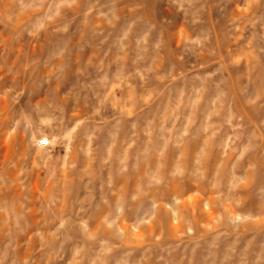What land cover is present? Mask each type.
<instances>
[{"label":"rangeland","instance_id":"1","mask_svg":"<svg viewBox=\"0 0 264 264\" xmlns=\"http://www.w3.org/2000/svg\"><path fill=\"white\" fill-rule=\"evenodd\" d=\"M0 264H264V0H0Z\"/></svg>","mask_w":264,"mask_h":264},{"label":"built area","instance_id":"2","mask_svg":"<svg viewBox=\"0 0 264 264\" xmlns=\"http://www.w3.org/2000/svg\"><path fill=\"white\" fill-rule=\"evenodd\" d=\"M48 142H47V140L46 139H42V140H40V144H42V145H45V144H47Z\"/></svg>","mask_w":264,"mask_h":264}]
</instances>
